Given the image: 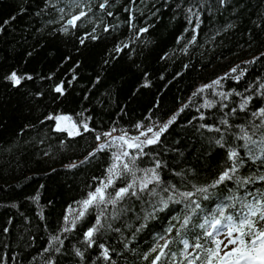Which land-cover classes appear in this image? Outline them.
Masks as SVG:
<instances>
[{"label":"trees","instance_id":"16d2710c","mask_svg":"<svg viewBox=\"0 0 264 264\" xmlns=\"http://www.w3.org/2000/svg\"><path fill=\"white\" fill-rule=\"evenodd\" d=\"M101 3L104 0H0V255L4 264H152L159 254V249H152L160 236L171 241L169 248L176 258L162 257L157 264H180L183 245L175 218L182 220L188 210L186 202L169 201L163 211H155L154 206L163 207L161 201L170 195L180 199L163 188L175 185L179 191H194L193 185L211 183L231 165V149L243 160L237 177L264 172V164L247 155L246 141L240 139L245 133L256 141L264 138V118L252 116L264 107V56L249 63L264 52V0H226L223 5L220 0H108L104 9ZM81 11L86 15L72 27L68 22ZM13 71L32 79L13 86L6 79ZM217 79L220 85H213ZM61 82L63 95L54 91ZM201 88L204 91L199 92ZM221 92L231 95L221 97ZM246 97L252 99L241 110ZM176 113L159 142L143 147L145 154L129 151L130 157H137L134 166L130 157L122 160L136 169L137 196L129 194L115 206L90 208L75 228L65 225L64 217L75 218L79 202L100 186L112 165V146L80 163L96 149V133L113 128L134 133L138 124L159 128ZM49 115L87 120L95 131L68 136L54 130ZM221 136L223 147L216 142ZM157 161L162 183L148 186L157 194L139 192L142 170L154 168ZM73 162L78 166L67 167ZM120 171L115 187L132 181L122 165ZM236 188L234 181H225L209 189L208 200L201 193L193 196L204 210H197L193 224L203 223L204 215L210 217L222 199L233 203L224 198ZM257 189H264V182L244 185L236 194ZM37 194L38 201L31 199ZM240 209L236 203L225 215ZM98 215L102 227L89 247L85 232ZM172 225L176 227L169 233ZM65 226L71 230L63 231ZM201 231L193 228L187 233L190 243ZM104 248L110 259L103 257Z\"/></svg>","mask_w":264,"mask_h":264},{"label":"snow or ice","instance_id":"6c2138e0","mask_svg":"<svg viewBox=\"0 0 264 264\" xmlns=\"http://www.w3.org/2000/svg\"><path fill=\"white\" fill-rule=\"evenodd\" d=\"M220 3L223 5L226 3V0H220ZM108 4V0H104V3L100 4V8L104 9ZM189 12L192 11L191 8L188 9ZM111 15V13H108ZM86 13L81 11L78 15L73 16L72 19L68 22L72 27H76V21L80 20L82 16H85ZM193 15H198V13H193ZM15 19V17H12ZM4 23H8L5 21ZM2 27V26H0ZM108 30L107 28L105 29ZM64 31H67V27H65ZM141 31H147V29H141ZM95 38V37H93ZM83 44L84 41L81 40ZM127 47V45H124ZM120 51V48L116 49ZM261 56H264V52L253 59V61H249V63H254L255 60L260 59ZM236 68L231 69V72L235 73ZM243 75V73H241ZM31 80V76L23 77L19 76L15 71H13L9 76L6 77L7 80L11 81L13 86H19L23 79ZM226 77H222L221 79H226ZM236 80L239 81V77H236ZM213 85H220V79H217L212 82ZM205 87H211V85H207ZM54 91L63 95L64 94V85L61 82L59 85L55 86ZM199 92L204 91V88L198 90ZM196 95V93H193ZM221 97H225L226 95H231V93H219ZM238 95H240L238 93ZM252 97H246L243 103L240 104L241 110H246L248 104L250 103ZM211 107L212 105H207ZM226 106V105H225ZM183 111V109H181ZM232 111H236V109H232ZM179 113L173 115L167 122L163 124L162 127H159L158 131H154L153 127H147L145 130L140 131L139 136L127 137V132H123L119 137H112L110 141L105 143H99L96 149L89 153L88 156L85 157L84 161L80 163H85L90 157L94 156L96 152L104 151L106 147L115 146L117 141L122 142V144H126L129 148H134L138 150L141 154L143 153V147L155 144L159 142L160 136L163 132H165L168 127L175 122L176 117ZM252 116L257 117L258 119L264 118V107L259 108L258 111H253ZM48 120H55L56 125L54 130L57 132H67L69 136L73 134L79 136L83 133L94 132L95 129L90 128L88 121H75L69 115H49L47 117ZM90 119V118H89ZM203 119V116H201ZM61 122H70L71 129L62 126ZM222 124L227 125V120H222ZM261 125H264V119H261ZM261 125H257L260 127ZM137 129L143 127L142 124H138ZM201 127H207L209 131L215 130L220 132V128L213 129L208 125H201ZM81 129L83 131H81ZM116 129H112L111 131L99 133L97 132L95 135V139L97 141L101 140L102 136L111 137L112 132ZM243 131V129H241ZM151 133V136L149 134ZM264 135V134H262ZM140 137H145L144 140H141ZM240 139L246 141L243 145L247 149V155L253 160H261V163L264 164V159H262V155H264V138L260 141L253 140L251 136H248L245 133ZM223 136L218 139L216 142L223 147ZM254 145L255 149L249 147L248 145ZM259 153V154H258ZM47 154V153H46ZM115 161H120L119 164L113 163L111 167L108 169V177L106 182L101 181L100 186L96 187L94 191H90L87 193V197L79 202L80 210L75 213V218L69 220V216L66 215L64 217L65 225L71 224V228H75L76 222L78 219L83 218L90 208H98L100 205H104L105 208L107 205L115 206L119 201H122L125 197H128L129 194L131 196H137V180L136 177V169L131 167L128 162H124L121 160V157H130L129 152L122 151L118 154L114 153ZM137 157H130L131 165H135ZM228 159L232 161L231 165L225 168L218 177L213 180L211 183L205 186H196L193 185L192 190L188 191H179L175 185H167L163 188V191L168 192L172 191L176 193L180 199L175 198V196L170 195L167 199L161 201L163 207L155 208V211H163L164 208L168 207L169 201L173 203H184V207L188 210L183 215L181 220L180 217H176L179 222V228H177V235L181 236L180 243L183 245V249L179 252V255L182 257L180 264L186 260L188 264H264V189H257L255 192L248 191L244 196H238L237 190L244 185L255 183L257 181L264 182V172L259 173L258 175H250L246 178H240L236 176L237 171L243 165V160L240 158L239 153L235 149H231L228 152ZM121 165L124 173H131L132 181L127 183L122 187H115L114 177L120 178L121 176ZM78 165L73 162L67 167L75 168ZM161 167V162L157 161L155 163L154 168L143 169L144 176L139 178V192L148 191L152 195H156V189H149V184L153 182L159 187L162 183L161 177L157 169ZM181 175V174H177ZM225 181H234L237 185L236 189H229L228 191L231 193L229 197L224 199L234 201L233 203H225L222 199L220 203L217 204L216 208L212 211L210 217L209 215H204L203 223H195L193 224V216L199 215L197 210H200V213H203V208L201 203L197 200L192 199L197 193L204 194L202 196L203 200L209 199V189L217 188L219 185L224 183ZM109 187H113V192H107L106 189ZM250 198V199H249ZM31 199L38 201L39 195L37 194ZM236 203H239L241 209L239 212H234L232 214L225 215V210L228 208H236ZM246 210V211H245ZM69 212H73L72 209H69ZM103 215V213H101ZM101 215H98L95 223L92 227L88 228L85 232V240L88 243L89 247L94 243L93 237L99 231V228L102 227ZM192 225V227H190ZM176 227L175 225L170 226L168 232L171 233L172 229ZM193 228H199L202 231L196 235L193 239V242L190 243V240L187 238V233L191 232ZM212 229L209 231L208 229ZM71 229L67 226L63 228V231H70ZM8 231L7 228L4 229L6 233ZM220 236H223L224 239H219ZM58 237H53V240H57ZM159 240H164L163 244L159 243ZM204 241L201 243V241ZM226 241V242H225ZM62 244L63 241H60ZM171 241L165 239L164 236L158 237V241L156 246L152 249L153 252H156L159 249V254L155 256L152 261V264H157L158 261L161 260L162 257L171 256L173 260L176 258V253L172 252L169 248V244ZM214 244V247H208V244ZM103 248V245L100 246ZM193 249V251H189V249ZM165 249H168V252H165ZM48 249H45L47 251ZM58 251V249H57ZM77 255L82 257V253L77 250ZM103 257L107 260L110 259L108 250L106 248L103 249L102 252ZM14 259V257L12 258ZM0 264H4V257L0 255Z\"/></svg>","mask_w":264,"mask_h":264},{"label":"rangeland","instance_id":"374dc122","mask_svg":"<svg viewBox=\"0 0 264 264\" xmlns=\"http://www.w3.org/2000/svg\"><path fill=\"white\" fill-rule=\"evenodd\" d=\"M61 124H62V126L66 127V128H69V130L71 129L70 122H61ZM55 125H56V121L53 120V128H55ZM147 127H153V125H149V126L142 127V128H140V129H136L137 131H135L134 133H127V137L139 136L140 131L145 130ZM153 128H154V127H153ZM158 130H159V128H154V131H158ZM81 131H82V129H81ZM109 131H111V130H109ZM63 133H65V134L68 135L67 132H63ZM122 134H123V133H119V132H117V131L115 130V131L112 132V136H111V137H105V136H102V137H101V140H100V141H97V145H96V147L98 146L99 143H105V142H107V141H110V140L112 139V137H119V136L122 135ZM68 136H69V135H68ZM72 136H75V134H73ZM149 136H151V133L149 134ZM140 139H141V140H144L145 137H140ZM112 147L114 148V153H116V154H118V153H120V152H122V151H127V152H129L131 149H134V148H129L126 144H122V142H120V141H117L116 145H115V146H112ZM123 158H124V157H121V160H123ZM113 163H117V164L120 163V161H115V159H114V155H113L112 165H113ZM112 165H111V166H112ZM107 177H108V174H107V176L105 177V179H103L102 181H105V182H106ZM114 178H115V177H114ZM79 210H80V207H79L78 211H79ZM225 242H226V241H225Z\"/></svg>","mask_w":264,"mask_h":264}]
</instances>
